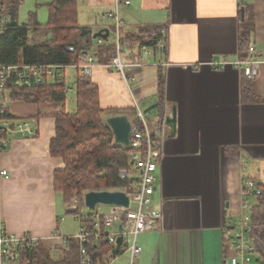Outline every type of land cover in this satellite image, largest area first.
Returning <instances> with one entry per match:
<instances>
[{"label": "crops", "instance_id": "0c3cea01", "mask_svg": "<svg viewBox=\"0 0 264 264\" xmlns=\"http://www.w3.org/2000/svg\"><path fill=\"white\" fill-rule=\"evenodd\" d=\"M117 1L122 39L146 27L162 32L163 38L156 48L149 47V55H144L138 40L124 46L136 64L127 71L129 81L99 52L114 44L116 21L104 15L117 10ZM78 4L79 26L91 29L93 35L89 39L78 35L73 43L86 49L84 59L97 64L89 74L70 66L62 78H56L67 88L64 104L9 101L0 108L19 120L9 121L10 125L26 122L35 133L14 132L8 146L0 148V172L9 174L0 178V221L6 232L29 235L51 248L60 241L67 246L66 239L80 230L81 226L73 235L63 225V211L73 213L75 219L72 203L77 199L79 208L81 201L74 197L65 204L57 193L55 174L66 165L52 157L51 141L56 137V115L76 112L77 107L68 106V94L77 104L76 85L85 77L99 88L106 124L111 117L126 116L135 132L141 112L152 136L157 135L155 147L164 154L152 197V208L162 213L163 221L139 237L143 251L138 264H232L234 243L226 234L238 231L242 217L250 216V208L257 204L252 193L264 191V0H79ZM245 13L253 15L251 48L253 58L261 62L255 80L234 66L222 65L240 59ZM40 26V31H33L35 37L47 41L51 35ZM106 30L108 39H94ZM41 42L31 44L28 36L30 45ZM68 69L74 70L71 75ZM173 108L174 135L164 124ZM247 181L255 188H246ZM85 196L83 212L95 211L86 207ZM127 262V254H122L117 264Z\"/></svg>", "mask_w": 264, "mask_h": 264}, {"label": "trees", "instance_id": "16d2710c", "mask_svg": "<svg viewBox=\"0 0 264 264\" xmlns=\"http://www.w3.org/2000/svg\"><path fill=\"white\" fill-rule=\"evenodd\" d=\"M79 0H54L49 5V19L45 25V33L51 37L47 41L30 45L28 36L31 31H40V25L32 15V21L19 25L20 0H0V16L7 19L2 27L0 37V64L3 66H78L83 58L85 48L73 43L74 38H91V29L81 28L78 21ZM240 59L249 58L251 35L253 33V15L245 13L241 25ZM123 35L124 46L131 41L138 45L156 48L163 40L162 32L157 29L143 28L137 34ZM100 54L110 63L115 53V45L100 49ZM46 78L43 84L32 87L17 88L7 85L9 101H24L27 103L53 102L64 104L67 98V88L64 83L50 82ZM165 80L161 74L159 92L164 94ZM77 110L73 114L65 111L56 115V137L51 141V155L61 158L65 162L64 171L55 174V189L65 204H69L74 197L81 201L79 213L83 212V197L88 192L125 191L130 189L131 181L123 180L122 171H130L133 150L115 142L111 128L105 123L99 100V88L85 77L79 78L76 85ZM161 105V104H160ZM162 106V105H161ZM161 106L158 110H161ZM163 119V113H160ZM1 120L14 123L15 119L5 109L0 110ZM13 124V125H14ZM136 131H142L141 120L134 124ZM2 132L0 131V137ZM154 141H158L156 133ZM252 195L257 196V204L249 210L250 222L253 226L250 237L256 247L255 261L264 264V191L256 190ZM75 213V212H74ZM67 214L73 215L68 212ZM76 214V213H75ZM71 241L68 242L67 246ZM71 252L66 253L62 260L56 261L50 254V248L38 241L34 245H26L19 249L16 264H81L80 247L78 242L71 245ZM96 248L102 249L108 255L115 247L90 246V253Z\"/></svg>", "mask_w": 264, "mask_h": 264}, {"label": "built area", "instance_id": "2783aa9c", "mask_svg": "<svg viewBox=\"0 0 264 264\" xmlns=\"http://www.w3.org/2000/svg\"><path fill=\"white\" fill-rule=\"evenodd\" d=\"M127 5L130 2H125ZM120 2L117 1V10L104 15V19H115L114 45L115 53L109 66L120 72L126 81L128 69L136 66L131 58L126 54L123 44L121 26L119 21ZM6 24V19L0 16V37L2 27ZM159 48H163L160 45ZM144 55L150 54V48L143 46ZM251 57L248 60L238 59L233 63L224 62L223 66H234L241 70L249 80H255L259 76L260 63L253 58L254 49H250ZM97 64L92 58H82L80 64L76 66L83 74H89L90 67ZM64 66L36 65V66H3L0 64V108L4 107L8 100L7 85L23 88L43 84L46 78L60 79L65 75ZM139 119L142 121L143 130L133 133L132 144L128 147L133 150L131 155L130 171H122L120 176L123 180H130V192L127 193L130 203L125 206H104L97 205V209L91 212H78L76 206L77 199L73 200L72 211L75 212V219L81 226L78 233L66 239L76 241L80 247L82 257L81 264H117L122 254H127V264H138L142 255V248L138 243L141 235L156 230L163 221L161 212L152 208L153 195L155 193V183L157 182L156 171L163 161L164 154L155 147L151 129L144 114L139 112ZM165 124V120H164ZM166 125V124H165ZM0 148L7 147L9 138L14 132L22 136L34 135L30 126L26 122L17 125H10L9 121L1 120L0 116ZM0 178H9L5 171L0 172ZM248 189L255 188L252 181L245 182ZM106 208V212L101 211ZM250 216H244L237 224L238 231H230L226 234L228 240L234 243V255L232 264H253L255 260L256 247L250 237L253 226ZM122 228V230L120 229ZM120 240V242H118ZM37 243L31 236L16 237L8 234L3 222L0 221V264H16L19 249L26 245ZM105 244L106 247H115L108 255H104L102 249L96 248L90 253V246L98 247Z\"/></svg>", "mask_w": 264, "mask_h": 264}, {"label": "water", "instance_id": "95a60500", "mask_svg": "<svg viewBox=\"0 0 264 264\" xmlns=\"http://www.w3.org/2000/svg\"><path fill=\"white\" fill-rule=\"evenodd\" d=\"M109 32L106 30L105 34L100 31L94 35V39L103 38L108 39ZM176 110L173 108L172 115L165 118V124L170 128L171 134L174 135L176 131ZM108 126L113 131L115 142L125 147L132 144V135L134 133L131 122L126 116H114L108 119ZM130 199L124 192H89L85 196L86 207L90 210H95L97 205L104 206H125L128 207ZM122 230V228H120ZM120 242V240L118 241Z\"/></svg>", "mask_w": 264, "mask_h": 264}, {"label": "rangeland", "instance_id": "374dc122", "mask_svg": "<svg viewBox=\"0 0 264 264\" xmlns=\"http://www.w3.org/2000/svg\"><path fill=\"white\" fill-rule=\"evenodd\" d=\"M21 1V5L19 8V22L20 24H28L30 23V21H32V15L35 16L36 21L40 24L45 26L48 23V19H49V5L51 3L54 2V0H20ZM85 11V10H84ZM81 20V18H80ZM79 20V21H80ZM83 20V18H82ZM81 24V21H80ZM45 34H41L39 36L44 37ZM37 36L33 31H31L30 35H29V43L33 44V42H41L40 39H37ZM78 36V35H77ZM77 36L75 37V39L73 40V42H75V40H77ZM72 71L74 70H70L68 69V74L71 75ZM50 82H55L50 80ZM68 98H69V104L68 106H70V108L74 105V108L77 107L75 105V101L73 102V95L70 93V95L68 94ZM63 225L68 227V231L69 233L75 235L78 231L79 228V224L77 221H75L74 216L73 215H69L64 213L63 211ZM65 232H63L64 235ZM76 241H71L69 243L68 246H64L63 243L60 241L58 243L55 244L54 247L50 248V254L52 256V258L56 261L62 260V258L65 256L66 253L71 252V245L73 243H75Z\"/></svg>", "mask_w": 264, "mask_h": 264}]
</instances>
